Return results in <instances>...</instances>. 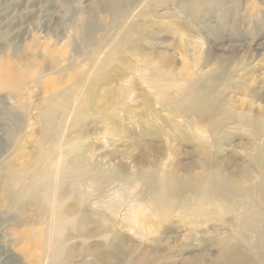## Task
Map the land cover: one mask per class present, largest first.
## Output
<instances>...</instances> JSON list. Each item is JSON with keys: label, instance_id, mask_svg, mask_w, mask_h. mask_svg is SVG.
<instances>
[{"label": "rangeland", "instance_id": "obj_1", "mask_svg": "<svg viewBox=\"0 0 264 264\" xmlns=\"http://www.w3.org/2000/svg\"><path fill=\"white\" fill-rule=\"evenodd\" d=\"M0 74V264H264V0H0Z\"/></svg>", "mask_w": 264, "mask_h": 264}, {"label": "bare ground", "instance_id": "obj_2", "mask_svg": "<svg viewBox=\"0 0 264 264\" xmlns=\"http://www.w3.org/2000/svg\"><path fill=\"white\" fill-rule=\"evenodd\" d=\"M1 66H3V65H1ZM4 67H6V66H4ZM6 69H7V68H6ZM15 69H16V68H15ZM7 70H8V69H7ZM13 70H14V69H13ZM9 72H11V71H9ZM2 74H3V73H2ZM4 74H5V72H4ZM4 74H3V75H4ZM0 75H1V74H0ZM3 75H2V76H3ZM15 76H16V75H15ZM3 77H4V76H3ZM4 78H5V77H4ZM8 78H9V77H7V79H8ZM12 78H16V77H12ZM7 79H5V81H6ZM1 80H4V79L2 78ZM1 80H0V81H1ZM8 80H9V79H8ZM13 80H14V79H13ZM194 101H195V100H194ZM261 108H262V107H261ZM239 114H240V113H239ZM239 117H240V116H239ZM29 155H30V154H29ZM15 159H16V158H15ZM28 159H29V158H28ZM30 159H31V158H30ZM15 161H16V160H15ZM29 161H30V160H29ZM9 162H10V161H9ZM12 162H13V161H12ZM27 162H28V161H27ZM7 163H8V162H7ZM28 163H29V162H28ZM28 163H27V164H28ZM30 163H31V162H30ZM8 164H9V163H8ZM10 164H13V163H10ZM14 165H15V164H14ZM4 166H5V165H4ZM6 166H7V165H6ZM6 166H5V167H6ZM11 168H12V167H11ZM19 168H20V167H19ZM16 169H17V168H16ZM17 171H19V170H17ZM11 172H13V171H11ZM20 172H21V171H20ZM57 172H58V171H57ZM59 172H60V171H59ZM170 172H171V171H170ZM17 174L19 175V172H18ZM29 174H30V173H29ZM10 175H11V174H10ZM26 175H27V174H26ZM58 175H59V174H58ZM225 175H226V174H225ZM3 176H4V175H3ZM13 176H14V175H13ZM16 176H17V175H16ZM16 176H15V177H16ZM24 176H25V175H24ZM30 176H31V174H30ZM234 176H235V175H234ZM19 177H20V176H19ZM25 177H26V176H25ZM27 177H29V176L27 175ZM27 177H26V178H27ZM31 177H32V176H31ZM174 177H175V176H174ZM22 178H23V177H22ZM22 178H21V179H22ZM229 178H230V177H228V179H229ZM18 179H19V178H18ZM175 179H176V178H175ZM224 179L226 180L227 177H225ZM16 180H17V179H16ZM25 180H26V179H25ZM31 180H32V179H31ZM58 180H59V179H58ZM8 181H9V180H8ZM10 181L12 182V180H10ZM164 181H165V180H164ZM220 181H221V179H220ZM30 182H31V181H30ZM226 182H227V180H226ZM228 182H229V181H228ZM228 182H227V183H228ZM230 182H231V181H230ZM21 183H22V182H21ZM178 183H179V182H178ZM31 184H32V183H31ZM28 186H29V185H28ZM56 186H57V185H56ZM212 186H213V185H212ZM18 187H19V185H18ZM29 187H30V186H29ZM213 187H214V186H213ZM26 188H28V187H26ZM30 188H31V187H30ZM32 188H33V187H32ZM167 188H168V187H167ZM208 188H209V187H208ZM18 189H19V188H18ZM21 189H22V188H21ZM30 190H31V189H30ZM32 190H33V189H32ZM162 190H163V189H162ZM215 194H216V193H215ZM32 197H33V196H32ZM34 197H35V196H34ZM34 197H33V198H34ZM31 199H32V198H31ZM35 200H36V199H35ZM35 200H33V201H35ZM35 202H36V201H35ZM35 202H33V203H35ZM38 202H39V201H38ZM38 204H39V203H38ZM41 206H42V205H41ZM17 216H18V215H17ZM6 220H7V219H6ZM13 226H15V225H13ZM11 229H12V228H11ZM13 230H15V229H13ZM13 230H12V231H13ZM17 233H18V232H17ZM21 234H22V233H21ZM24 234H25V233H24ZM32 235H34V233H33ZM16 236H17V235H16ZM20 236H21V235H20ZM21 237H22V236H21ZM19 238H20V237H19Z\"/></svg>", "mask_w": 264, "mask_h": 264}]
</instances>
